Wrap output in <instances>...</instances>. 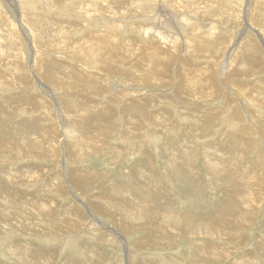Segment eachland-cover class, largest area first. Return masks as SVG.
I'll return each mask as SVG.
<instances>
[{
	"label": "rangeland",
	"instance_id": "rangeland-1",
	"mask_svg": "<svg viewBox=\"0 0 264 264\" xmlns=\"http://www.w3.org/2000/svg\"><path fill=\"white\" fill-rule=\"evenodd\" d=\"M0 264H264V0H0Z\"/></svg>",
	"mask_w": 264,
	"mask_h": 264
},
{
	"label": "bare ground",
	"instance_id": "bare-ground-1",
	"mask_svg": "<svg viewBox=\"0 0 264 264\" xmlns=\"http://www.w3.org/2000/svg\"><path fill=\"white\" fill-rule=\"evenodd\" d=\"M22 2H23V1H22ZM155 13H156V12H155ZM157 13H158V12H157ZM158 14H159V13H158ZM162 14H164V13H162ZM155 18H156L155 21H158V22H159V20H158V18L156 17V15H155L154 19H155ZM155 21H153V23H157V22H155ZM151 22H152V21H151ZM151 30H152V29H150V31H151ZM182 31H183V30H182ZM137 33H138V32H137ZM181 34H182V33H181ZM14 64H15V63H14ZM233 72H234V71H233ZM135 76H136V75H135ZM16 80H18V79H16ZM137 83H138V82H137ZM9 84H10V83H9ZM11 87H12V86H11ZM11 87H10V88H11ZM147 141H148V140H147ZM208 162H209V161H208ZM128 193H129V192H128ZM144 203H145V202H144ZM136 206H137V205H136ZM214 207H215V205H214ZM171 209H172V208H171ZM222 209H223V207H222ZM224 209H225V208H224ZM237 209H238V208H237ZM220 210H221V209H220ZM170 216H171V215H170ZM213 217H214V216H213ZM213 217H212V218H213ZM216 217H217V216H216ZM175 218H177V217H175ZM96 219H97V218H96ZM179 219H180V218H179ZM179 219H178V220H179ZM181 219H182V218H181ZM213 219H214V218H213ZM213 219H212V220H213ZM179 221H180V220H179ZM180 222H182V221H180ZM213 222H214V221H213ZM213 222H212V223H213ZM173 223H174V222H173ZM173 223H172V224H173ZM201 223H202V222H201ZM180 225H181V224H180ZM180 225H179V227H180ZM171 226H172V225H171ZM203 226H204V225H203ZM198 228H200V227H198ZM215 230H216V229H215ZM173 239H174V238H173ZM182 243H183V242H182ZM194 248H195V247H194ZM200 248H201V247H200ZM20 251H21V250L16 251L15 253H17L18 257H21V258H19V259H20L21 261H23V263H24V260L22 259V258L24 257V255H23V253H21ZM25 251H26V250H25ZM32 251H33V250H32ZM34 252H35V251H34ZM211 252H212V251H211ZM25 253L28 254V253H30V252H25ZM31 255H32V254H31ZM31 255H30V256H31Z\"/></svg>",
	"mask_w": 264,
	"mask_h": 264
}]
</instances>
